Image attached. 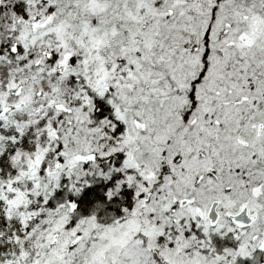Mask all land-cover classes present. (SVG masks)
<instances>
[{"label": "snow or ice", "instance_id": "1", "mask_svg": "<svg viewBox=\"0 0 264 264\" xmlns=\"http://www.w3.org/2000/svg\"><path fill=\"white\" fill-rule=\"evenodd\" d=\"M0 264H264V0H0Z\"/></svg>", "mask_w": 264, "mask_h": 264}]
</instances>
